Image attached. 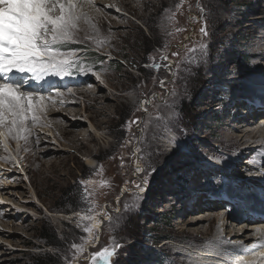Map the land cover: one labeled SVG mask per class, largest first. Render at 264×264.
<instances>
[{"label":"rangeland","instance_id":"obj_1","mask_svg":"<svg viewBox=\"0 0 264 264\" xmlns=\"http://www.w3.org/2000/svg\"><path fill=\"white\" fill-rule=\"evenodd\" d=\"M95 3L103 28L60 49L75 53L70 74L21 88L56 105L39 113L47 126L29 120L27 141L7 149L0 138V264H92L113 242L112 264H177L209 248L224 255L216 264L258 261L188 231L213 236L231 213L240 227L264 222L231 210L238 185L264 202V140L251 138L264 125V0Z\"/></svg>","mask_w":264,"mask_h":264},{"label":"snow or ice","instance_id":"obj_2","mask_svg":"<svg viewBox=\"0 0 264 264\" xmlns=\"http://www.w3.org/2000/svg\"><path fill=\"white\" fill-rule=\"evenodd\" d=\"M87 2L94 4V0ZM180 3L182 4L183 0H180ZM179 6L178 4L177 7ZM81 15L75 0H0V138H3L5 149L9 137L17 141H27L28 136L32 134V129L28 127L29 120L33 122L34 127L47 126L39 115L46 111V98L39 96L34 100L35 93L21 92L23 82L14 80L13 76L30 75L33 80H42L48 75L70 74L69 69L74 64L71 57L75 53L66 54L60 49L77 37ZM200 31L203 35H208L206 21ZM173 55L178 56L179 53ZM161 85L163 86V81ZM136 171L144 170L137 168ZM147 175L148 173H145L143 184L148 183ZM136 187L141 193L146 190L141 184ZM105 215L111 221V216ZM88 219L95 220V217L89 216ZM99 223H93L84 231L91 237L93 229L97 228ZM120 247V244L113 242L111 246H105L93 253L92 264H112V258L118 254L117 249ZM258 247H264V241ZM253 255L264 256V253H258L254 247ZM234 264L246 262L239 257Z\"/></svg>","mask_w":264,"mask_h":264},{"label":"bare ground","instance_id":"obj_3","mask_svg":"<svg viewBox=\"0 0 264 264\" xmlns=\"http://www.w3.org/2000/svg\"><path fill=\"white\" fill-rule=\"evenodd\" d=\"M94 1L96 2V3L94 2L95 4H99L100 3V4L106 5L107 7L113 8L114 7L113 6L114 5V1H116V0H108V1H106V0H104V1L94 0ZM119 1L120 2H124V1L125 2H129V1H137V0H119ZM75 2L77 4L78 10L82 14L81 15V20H80V22L78 24L77 34H78V36H81L80 37L81 39H83L84 37H87V36L89 38L90 37L89 33L93 29V27L96 26V28L97 27L99 28V27H102L104 25V23H105L104 17L102 15V12L98 11L97 8L92 7L93 5L91 6V4H89L87 2V0H75ZM57 14H58V9H57ZM93 33H94V31H93ZM101 37H102L101 40H103V41L107 38V36L105 34H103ZM98 42H100V41H98ZM23 78L24 79L28 78L27 81H26V84H23V87H31V88H33V86H34V84L31 83V82H34V81L38 82V85L41 84L39 86H45L47 82H50L49 85L56 82V80L52 76H49V75L45 76L42 80H33L30 75H19L18 74V75L13 76L14 80L23 81ZM79 89H77V90H79ZM28 90H31V89H28ZM80 90L84 91L83 92L84 94H87V93L90 92V91H87L88 89H87L86 86H83ZM101 98H102L101 96L100 97L99 96L96 97L97 101L100 100ZM59 102H60V100H59ZM63 102H64V100H63ZM46 105H47L46 111L43 112L45 114H47V112H49L51 107L55 108L54 106H56V105H54V106L53 105H49L48 103H46ZM258 123L263 124L264 123V118L258 120L256 122V124H258ZM76 125L77 124H74V123L69 124L70 128L68 129V127H67V129L65 130L66 135L76 136L77 135V131L74 129L76 127ZM253 133L252 134L255 135V136H253L251 138H255L258 135V138L264 140V125H262L258 129H254ZM252 134H250V135H252ZM250 135H249V137H250ZM261 162L264 164V159ZM263 169H264V167H263ZM24 176H26L25 173L23 174V177ZM21 177L18 178L19 182L26 181V180H24L23 177L22 178ZM257 186H259V185H257ZM233 188L235 190L240 191L243 195L240 194V196H236L237 194H235L234 192H231L233 196L234 195L236 196L235 197L236 199H233V198L232 199L233 200H237L238 203H239L237 205L235 204L236 206L234 207V209H231L232 212L239 211L240 213L244 214L245 216H248V215L260 216L258 214L259 212L260 213L261 212L264 213V208H263L264 202L261 201L257 197L255 198L253 196H249L250 195V191L246 192V188H244V185L243 186L238 185V186H235ZM241 199L243 201H241ZM101 214H103V213H101ZM230 215H232V217H229L228 221L226 223L222 224L221 227L220 226L214 227V229H215L214 232L215 233H214L213 236H210V234L203 233V231H200V230H197V231H193V230L192 231H188L187 230V231L189 232L190 237L193 238L197 242H204L205 240H214L215 242H220L219 240L227 239V241L230 244L233 245L232 246L233 249L242 248L243 251L245 252L244 255H247L249 258L253 257V256H250V255H253L254 247L256 248V250H261L262 249V251L264 253V247H258V245L262 241H264V222H261L262 224H260V225H262V226L260 227L259 230L256 231L255 230L256 228H253V227L250 228V227H246V226L245 227L244 226L240 227L238 224H236V222L244 219L243 216L239 218V217H235L232 213L229 214V216ZM261 215H263V216H261L263 218L264 214H261ZM211 218H212V216L210 215V213H208L207 215L199 217L198 221L199 220L207 221V220H211ZM221 229H222V235H221ZM227 230L229 231V235H228V231ZM249 230L253 231V232L256 231V234L255 235L253 234V235H250V236L247 235V232H249ZM237 245H239V246H237ZM200 251L203 252V253L202 254H198V258H195V260H193V261L188 259V258H176L175 261H176L177 264H216V263H213L210 260L209 257H213L214 256L215 257L214 259L216 261H219L221 259V256H219V255L224 256L223 254H218L216 252L210 251V248L209 249H201ZM262 251H261V253H262ZM178 254H180V253H178ZM211 255H213V256H211ZM257 256H259V257H257L258 261L255 260V261L247 262V264H264V256H260V255H257ZM237 259H235V261ZM252 259H254V258H252ZM243 260H245V258ZM248 260H250V259H248ZM248 260L246 259L245 261H248ZM222 263L223 264H234V261H233V259L229 258L228 260L227 259L223 260ZM217 264H219V263H217Z\"/></svg>","mask_w":264,"mask_h":264}]
</instances>
